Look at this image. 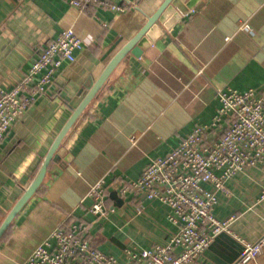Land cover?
Here are the masks:
<instances>
[{
  "label": "crops",
  "instance_id": "0c3cea01",
  "mask_svg": "<svg viewBox=\"0 0 264 264\" xmlns=\"http://www.w3.org/2000/svg\"><path fill=\"white\" fill-rule=\"evenodd\" d=\"M162 2L139 0L113 13L81 10L66 0H0V86L17 84L62 29L71 28L83 42L75 61L62 64L46 95L0 144V224L87 93L89 80H97ZM177 3L188 10L175 6L177 15L168 17L167 26L157 22L148 31L142 54L120 61L68 131L39 189L1 237L0 264H23L58 226L73 222L83 224L90 243L117 264H133L127 252L163 244L176 232L166 205L133 192L121 196V182L137 179L150 159L167 154L194 125L209 124L219 107L217 90H264V0ZM98 182L107 193L103 216L88 211V193ZM226 187L213 214L236 216L230 234H219L196 264H232L241 240L253 243L264 235V172H238ZM248 264H264V246Z\"/></svg>",
  "mask_w": 264,
  "mask_h": 264
},
{
  "label": "built area",
  "instance_id": "2783aa9c",
  "mask_svg": "<svg viewBox=\"0 0 264 264\" xmlns=\"http://www.w3.org/2000/svg\"><path fill=\"white\" fill-rule=\"evenodd\" d=\"M81 10L99 8L122 13L139 0H66ZM248 29L249 26H242ZM83 42L71 28L62 29L37 53L21 80L0 86V144L12 125L41 96L46 95L64 62H73ZM219 107L209 124L194 125L162 157L143 167L135 180L122 181L119 194H140L169 208L168 219L177 230L163 244L139 252H127L133 264H196L198 257L221 233L230 234L236 218L214 216L218 194H228L226 182L238 172L259 168L264 172V90L233 88L216 92ZM213 134L212 138L209 135ZM88 208L103 216L108 208L105 187L95 184L88 193ZM264 198V187L259 199ZM141 207L138 208V211ZM77 222L58 226L51 239L37 246L23 264H117V260L94 247ZM242 249L232 264H248L264 246V235L256 242L241 240Z\"/></svg>",
  "mask_w": 264,
  "mask_h": 264
},
{
  "label": "water",
  "instance_id": "95a60500",
  "mask_svg": "<svg viewBox=\"0 0 264 264\" xmlns=\"http://www.w3.org/2000/svg\"><path fill=\"white\" fill-rule=\"evenodd\" d=\"M175 6H177V10L179 12L184 13L188 10V6H179L177 0H163V2L159 5V7L155 10V12L150 15L146 22L141 26L138 32L128 41L126 42L111 58L107 66L104 68L100 76L97 78L95 82L89 80L87 84L88 91L82 97V100L77 105L76 108L73 109L71 115L66 120L64 125L61 127L57 135L55 136L54 140L52 141L47 153L45 154L39 169L29 183L27 188L23 191L22 195L18 198L15 202L11 210L5 216L4 220L0 224V239L11 224L14 217L17 213L23 208V206L27 203V201L37 192L40 185L43 182V179L46 175L47 168L49 164L58 158V149L63 141L64 137L77 121L79 116L91 102V100L95 97L99 89L103 86L109 75L113 72L116 66L120 63V61L127 55L131 54L135 57H139L143 49L149 45V40L147 39L146 34L148 31L157 23L161 22L167 26L168 24V17L170 15H177L175 12ZM114 46L111 48L113 49ZM110 197L115 201V205L118 206L122 203V200L117 196L116 192H112ZM217 238V237H216ZM215 238V239H216ZM242 247H240L239 252L241 251ZM238 252V254H239ZM237 254V255H238ZM237 257V256H236Z\"/></svg>",
  "mask_w": 264,
  "mask_h": 264
},
{
  "label": "trees",
  "instance_id": "16d2710c",
  "mask_svg": "<svg viewBox=\"0 0 264 264\" xmlns=\"http://www.w3.org/2000/svg\"><path fill=\"white\" fill-rule=\"evenodd\" d=\"M105 197H106V199H107V193L105 192Z\"/></svg>",
  "mask_w": 264,
  "mask_h": 264
}]
</instances>
